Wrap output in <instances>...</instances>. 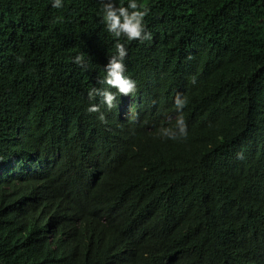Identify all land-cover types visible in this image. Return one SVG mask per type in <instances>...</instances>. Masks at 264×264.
<instances>
[{"label": "trees", "instance_id": "1", "mask_svg": "<svg viewBox=\"0 0 264 264\" xmlns=\"http://www.w3.org/2000/svg\"><path fill=\"white\" fill-rule=\"evenodd\" d=\"M140 2L102 123L101 0H0V264H264V0Z\"/></svg>", "mask_w": 264, "mask_h": 264}, {"label": "clouds", "instance_id": "2", "mask_svg": "<svg viewBox=\"0 0 264 264\" xmlns=\"http://www.w3.org/2000/svg\"><path fill=\"white\" fill-rule=\"evenodd\" d=\"M65 0H51V6L54 9H62ZM149 9L144 6L140 0H101L100 22L104 26V30L110 34L115 42V53L108 58V62L104 65L105 75L102 80L98 81L103 87H93L88 93L89 101L99 103H90L87 112L97 114V119L102 123L106 122L105 113L101 111V105L107 110L114 107L117 100V94L120 97H129L137 92V82L130 76L126 75L125 58L128 55L126 43L129 41H138L144 43L151 41L152 33L147 28L146 17ZM123 40L124 42H121ZM73 63L81 70H87V64L81 55L73 58ZM195 83V80H192ZM113 89L115 91H113ZM188 103L187 97L177 94L174 100V107L177 113L175 125L171 127H162L159 129L161 138L168 140H183L187 137V126L185 123L183 110ZM238 157L242 158V153H238Z\"/></svg>", "mask_w": 264, "mask_h": 264}]
</instances>
